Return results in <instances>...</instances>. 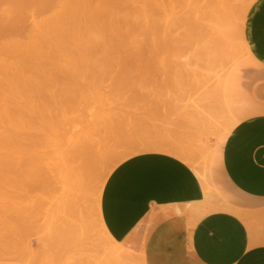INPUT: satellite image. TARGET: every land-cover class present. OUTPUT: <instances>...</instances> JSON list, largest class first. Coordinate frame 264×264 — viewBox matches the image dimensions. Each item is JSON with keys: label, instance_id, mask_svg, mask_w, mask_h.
Wrapping results in <instances>:
<instances>
[{"label": "rangeland", "instance_id": "obj_1", "mask_svg": "<svg viewBox=\"0 0 264 264\" xmlns=\"http://www.w3.org/2000/svg\"><path fill=\"white\" fill-rule=\"evenodd\" d=\"M215 1L160 0L167 11L155 9V31L140 27L138 48L120 52L122 63L103 70L46 69L39 84L28 85L29 91L40 90L44 101L40 116H31L21 133L27 154L11 170L10 191L0 195V264H96L106 258L104 264H114L119 253L105 239L91 201L84 213L95 246L63 240L60 181L45 179L39 166L53 128L62 132L72 124L91 130L110 156L126 145L165 141L199 157L198 145L210 149L216 142L201 133L223 121L227 109L239 117L249 115L239 103L245 94L238 86L245 87L260 68L249 61L240 18L255 0H222L231 12L220 27L231 42L230 52L222 53L214 50L217 40L209 27ZM197 111L208 115L212 127L196 124ZM221 150L222 145L216 146L209 155L212 178L228 191L220 173ZM146 152L160 151L130 157Z\"/></svg>", "mask_w": 264, "mask_h": 264}, {"label": "bare ground", "instance_id": "obj_2", "mask_svg": "<svg viewBox=\"0 0 264 264\" xmlns=\"http://www.w3.org/2000/svg\"><path fill=\"white\" fill-rule=\"evenodd\" d=\"M159 1L0 0V195L10 191L11 170L27 154L21 133L31 116H40L39 104L44 101L43 93L29 91L28 85L39 84L46 69L103 70L122 63L120 52L138 48L140 27L155 31V9L167 11L164 0ZM229 12L222 0H216L210 7V32L217 40L214 50L220 53L230 52L231 42L220 29L230 18ZM245 14H241L242 22ZM241 46L248 52L243 41ZM65 118L68 121L66 115ZM195 120H199L196 124H201L204 129L212 124L208 115L199 111ZM239 121L240 117L227 109L223 121L204 130L201 134L213 137L216 142L210 149L205 144L198 145L200 158L165 141L126 145L110 156L98 147L91 130L76 129L77 126L72 124L65 126L62 132L53 128L39 166L44 170L45 179L52 177L60 181L66 213L63 240L95 246L84 213L91 201L105 239L119 252L113 258L114 264L133 262L134 255L117 244L107 232L101 220L100 199L107 177L116 166L113 162H123L131 155L145 151L180 157L204 187L203 208L235 212L247 222V217L217 201L219 197L212 182L209 159L213 149L224 143ZM94 179L97 183L91 185ZM106 259L96 264L107 263L109 259Z\"/></svg>", "mask_w": 264, "mask_h": 264}, {"label": "crops", "instance_id": "obj_3", "mask_svg": "<svg viewBox=\"0 0 264 264\" xmlns=\"http://www.w3.org/2000/svg\"><path fill=\"white\" fill-rule=\"evenodd\" d=\"M243 35L260 72L238 86L249 115L222 144L220 173L228 191L216 176L212 182L217 201L247 222L235 212L203 208L204 187L179 157L135 155L108 176L100 213L109 235L137 264H264V0L249 7Z\"/></svg>", "mask_w": 264, "mask_h": 264}]
</instances>
